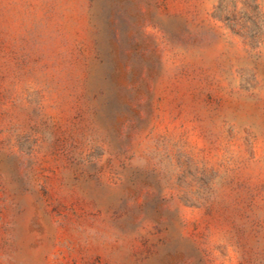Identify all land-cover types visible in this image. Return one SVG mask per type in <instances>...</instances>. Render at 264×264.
Instances as JSON below:
<instances>
[{
	"label": "rangeland",
	"instance_id": "obj_1",
	"mask_svg": "<svg viewBox=\"0 0 264 264\" xmlns=\"http://www.w3.org/2000/svg\"><path fill=\"white\" fill-rule=\"evenodd\" d=\"M0 264H264V0H0Z\"/></svg>",
	"mask_w": 264,
	"mask_h": 264
}]
</instances>
